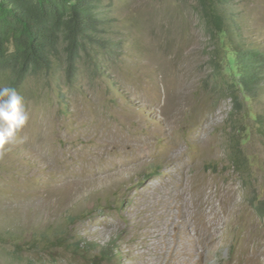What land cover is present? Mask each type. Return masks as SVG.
Instances as JSON below:
<instances>
[{"label":"rangeland","instance_id":"obj_1","mask_svg":"<svg viewBox=\"0 0 264 264\" xmlns=\"http://www.w3.org/2000/svg\"><path fill=\"white\" fill-rule=\"evenodd\" d=\"M225 1V46L264 55V0ZM102 4L101 72L86 59L64 87L60 59L20 88L0 264H264V75L237 125L197 0Z\"/></svg>","mask_w":264,"mask_h":264},{"label":"trees","instance_id":"obj_2","mask_svg":"<svg viewBox=\"0 0 264 264\" xmlns=\"http://www.w3.org/2000/svg\"><path fill=\"white\" fill-rule=\"evenodd\" d=\"M103 1L0 0L1 86L14 87L20 94V88L29 79L48 73L60 59L65 66L64 87L77 79L79 64L86 63V59L94 71L101 72L102 50L114 46L106 37L110 21L102 11ZM197 2L211 39L219 41L221 49H225L227 57L223 63L212 60L213 72L222 81L223 95L231 101L230 118L241 124L250 114L244 110L248 101L259 94L264 55L241 44L225 46L229 20L220 10L225 0ZM59 98H64V94ZM252 118L259 122L258 116ZM235 163L242 164L240 157L235 158ZM259 210L263 212L264 207ZM258 213L264 218V212Z\"/></svg>","mask_w":264,"mask_h":264},{"label":"clouds","instance_id":"obj_3","mask_svg":"<svg viewBox=\"0 0 264 264\" xmlns=\"http://www.w3.org/2000/svg\"><path fill=\"white\" fill-rule=\"evenodd\" d=\"M30 120L24 97L11 86H0V156L7 146L18 142L20 133Z\"/></svg>","mask_w":264,"mask_h":264}]
</instances>
